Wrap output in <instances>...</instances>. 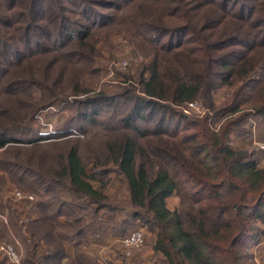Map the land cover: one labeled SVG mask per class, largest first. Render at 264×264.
Wrapping results in <instances>:
<instances>
[{
    "label": "trees",
    "instance_id": "1",
    "mask_svg": "<svg viewBox=\"0 0 264 264\" xmlns=\"http://www.w3.org/2000/svg\"><path fill=\"white\" fill-rule=\"evenodd\" d=\"M173 1L0 0V96L6 97L0 100L2 151L14 146L38 147L49 139V135L33 131V123L6 127L1 120L5 115L2 108L10 99L33 96L41 90L38 82L22 78L30 60L56 54L69 65H82L88 57L73 47L100 30L125 22L136 28L139 38L157 48L146 69L147 77L141 75V97L97 95L72 103L64 100L76 106L67 123L82 138L92 129L104 135L115 134L97 157V172L86 173L75 148L57 169L52 168L57 179L37 173L29 176L22 172L27 169L2 160L0 168L40 197L39 224L46 221L49 229L55 228L60 244H82L87 205L100 204L102 199L90 181L105 173L109 163L124 178L131 205L130 212L119 205L108 206L110 214L120 211L126 216L115 226V233L122 236L136 220L154 232L151 249L161 255L158 264H254L248 248L264 235L258 225L264 221V168L258 167L254 154L233 149L230 139L249 116L264 117V0H200L202 6L220 10L238 23L228 36L216 42H210L202 29L187 24L188 6L192 7L194 0H177L181 21L186 22L179 27L139 22L142 5L157 2L168 10ZM229 46L240 49L215 57L216 52ZM256 48L262 50L258 55L252 54ZM211 66L217 70H211ZM260 66V77H252ZM217 79L228 85L238 80L243 86L220 107L207 99L204 105L212 116L193 119L181 111L198 98H208ZM105 112L111 113L103 121L98 115ZM155 116H159L157 121L153 120ZM219 117L224 119L212 127L209 121ZM71 132L61 134V140L77 137ZM142 138L159 139L143 142ZM62 190L80 193L89 201L82 199L85 203L78 206L61 200L58 194ZM173 193L180 201L170 210L166 199ZM93 209V213L97 211ZM76 255L77 259L66 264H98L87 263L83 253ZM22 264L37 263L27 259Z\"/></svg>",
    "mask_w": 264,
    "mask_h": 264
},
{
    "label": "rangeland",
    "instance_id": "2",
    "mask_svg": "<svg viewBox=\"0 0 264 264\" xmlns=\"http://www.w3.org/2000/svg\"><path fill=\"white\" fill-rule=\"evenodd\" d=\"M182 1L185 3L191 0ZM159 5L157 2L142 5L140 8L142 15L138 16L139 22L168 28L179 27L180 24L186 23L185 20L181 21L180 11L177 10L180 7L177 0L168 4V10L165 9L166 7L163 8ZM199 5H201L200 0H194L193 6H188L190 17L187 24L189 23L193 28L202 29L203 34L209 35L210 42H216L228 36L235 29L234 24H238L236 20L229 18L227 14L222 13L220 10L210 9L207 5H201L202 7ZM130 12H132V9ZM243 30H240L242 34H246ZM136 31V28L133 29V25L125 22L114 28L94 33L83 44L73 47V50L87 55L88 60L82 65H69L56 54H45L27 62L22 72L25 75L23 74L22 78L38 82L41 92L39 91L33 96L24 95L10 99L2 108L5 115L1 117V120L2 123H6V127L13 124L20 126L33 123V131H37L42 135H49V139L38 144V147L14 146L8 147L4 151L1 149L0 160L20 165L28 170L22 172L29 176L37 173L43 178H55L51 170L57 169L60 161L66 160L70 149L75 148L82 163L86 166V173L91 175L95 172L94 169L97 172L100 169L99 167L95 168V164L98 162L97 157L102 155L104 143L115 134L111 136L104 135L102 131L95 132L92 129L82 138L81 134L68 126L69 123L67 122L69 117L72 116L71 111L76 109V106H73V104L67 105L66 102L72 103L97 95H104L107 98L123 96V99L127 95L142 96L141 75L147 77L148 72L146 69L153 61L156 54L154 50H157V48L139 38ZM192 46L194 45H189V47ZM235 49L240 48L229 46L214 55L219 57L223 53ZM261 51L256 48L252 54L258 55ZM122 61L128 63L125 69L118 68V64ZM211 70L215 71L217 68L211 66ZM204 71H207L205 67ZM260 71L261 66L257 68L252 77H260ZM215 81L217 86L210 91L208 98L207 96L198 98L192 104L190 103L182 108L181 111L193 119L204 118L208 114V116H212L211 110L204 105L207 99H210L215 107H220L230 102L235 90L243 86V83L238 80L231 81L232 84L230 85H228L229 82H223V80L217 79ZM261 82L264 83V78ZM47 87L50 89L49 93H47ZM255 90L256 87L251 89L249 95H253ZM129 91L131 93L127 94ZM3 98L6 97L0 96V100ZM56 99L58 100L57 104L52 105V102ZM19 101L21 102L19 103ZM121 101L123 102V100ZM124 102L126 103V101ZM129 106L131 105L129 104ZM110 113L105 112L102 116L101 114L98 115V117L105 121ZM158 118L159 116H155L153 120L157 121ZM97 129L101 130L98 127ZM71 131H73L71 136L77 137L61 140V134L65 136L66 132L72 133ZM156 139L159 138H142L141 140L146 142L147 140ZM257 143H264V117L249 116L241 128L231 136L230 145L233 149L254 154L258 167H264V152L257 151ZM105 168L107 170L102 173L103 175L99 174L90 181L91 186L99 192L100 198H102L100 204L102 205L95 204L97 211L94 213L95 209L89 208V205H87V213L82 224L84 230L88 233H85V236L81 238L82 244L77 247H73L65 241H62L61 244L58 243L56 229L51 227L49 229L46 221L39 224L41 216L38 210L40 197L18 184L0 168V264H11L7 256L1 251V246L7 244L16 248L22 263L27 259H31L36 261L37 264H66L70 260L77 259L76 254L80 252L84 254L87 263L158 264L161 255L151 252V244L155 240V234L149 230L142 228L144 243L133 250L129 257L124 256L121 245L116 241L105 239L104 242L101 241L102 243L96 244L97 242L90 240L93 234L90 235L89 229L92 230L93 224L88 221L89 218L94 217L95 213L99 211L109 213L108 206L114 205L122 206L128 212L131 211L124 178L116 172L113 164L108 163ZM16 193L32 195L35 200L28 202L24 199H18ZM81 195L80 193L74 194L71 191L62 190L59 192L58 197L61 200L65 199L68 202H74V204L82 206V199L85 198H82ZM179 201L177 194L173 193L166 199V206L170 209L178 207ZM119 212L112 214L126 217L124 213ZM59 221L63 222L62 216H60ZM258 225L264 232V221L258 223ZM137 227L142 226L136 220L129 227V231ZM248 249L254 264H264L263 245L259 247L249 245Z\"/></svg>",
    "mask_w": 264,
    "mask_h": 264
},
{
    "label": "built area",
    "instance_id": "3",
    "mask_svg": "<svg viewBox=\"0 0 264 264\" xmlns=\"http://www.w3.org/2000/svg\"><path fill=\"white\" fill-rule=\"evenodd\" d=\"M128 63L122 61L118 64L119 69H125ZM192 104V103H191ZM224 117H219L211 119L209 122L212 127H217L219 123L222 122ZM257 151L264 152V143H257ZM18 199H24L25 201H34V196L32 195H22L21 193H16ZM144 243V234L142 227L133 228L126 234L122 235L119 239V244L121 245L122 251L125 257H129L133 250L139 248ZM250 245L259 247L264 246V235L260 236L257 240L253 241ZM1 251L7 256L8 261L11 264H22L20 255L15 247L7 244L1 246Z\"/></svg>",
    "mask_w": 264,
    "mask_h": 264
},
{
    "label": "crops",
    "instance_id": "4",
    "mask_svg": "<svg viewBox=\"0 0 264 264\" xmlns=\"http://www.w3.org/2000/svg\"><path fill=\"white\" fill-rule=\"evenodd\" d=\"M82 204H83V202H82ZM94 205L95 204H93V203H89V208H94L95 207ZM175 208H171V209L168 208V209L173 210ZM125 219H126V217H122V216H119V215L106 213V212H103V211L102 212L99 211V212L95 213L94 217L93 218H89V221H88L89 223L93 224L92 230L89 229L90 235L93 234L92 238L90 240L93 241V242H97L96 244L102 243L101 241L104 242L105 239H108L110 241L113 240V242L116 241V242L119 243V239H120L121 235H118V234L115 233V226L120 221H124ZM142 228L145 229V230H148L145 226H142ZM127 232H129V227L125 230V232L123 234H126ZM85 233H88V232L85 231ZM150 235H152V234H150ZM88 243H89V241H88ZM63 246L65 247V245H63ZM88 246H90V245H88ZM151 252L153 253L152 249H151Z\"/></svg>",
    "mask_w": 264,
    "mask_h": 264
}]
</instances>
